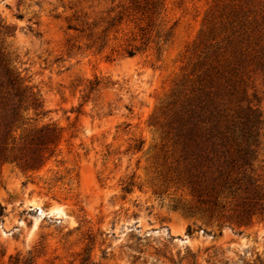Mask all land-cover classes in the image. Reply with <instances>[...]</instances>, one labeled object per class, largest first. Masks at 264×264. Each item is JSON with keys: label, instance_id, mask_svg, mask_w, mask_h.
Returning a JSON list of instances; mask_svg holds the SVG:
<instances>
[{"label": "rangeland", "instance_id": "rangeland-1", "mask_svg": "<svg viewBox=\"0 0 264 264\" xmlns=\"http://www.w3.org/2000/svg\"><path fill=\"white\" fill-rule=\"evenodd\" d=\"M0 211V264H264V0H0Z\"/></svg>", "mask_w": 264, "mask_h": 264}, {"label": "trees", "instance_id": "trees-1", "mask_svg": "<svg viewBox=\"0 0 264 264\" xmlns=\"http://www.w3.org/2000/svg\"><path fill=\"white\" fill-rule=\"evenodd\" d=\"M52 134H50L51 136ZM41 161V158H36L35 163ZM3 211V210H2ZM2 211H0V215H2ZM82 264H96L94 261L91 260L90 256L83 259Z\"/></svg>", "mask_w": 264, "mask_h": 264}]
</instances>
